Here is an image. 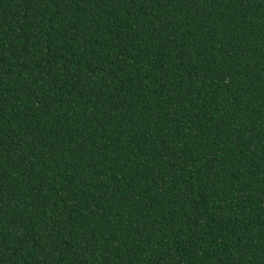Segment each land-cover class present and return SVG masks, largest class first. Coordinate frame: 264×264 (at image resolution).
Segmentation results:
<instances>
[{
  "label": "trees",
  "instance_id": "16d2710c",
  "mask_svg": "<svg viewBox=\"0 0 264 264\" xmlns=\"http://www.w3.org/2000/svg\"><path fill=\"white\" fill-rule=\"evenodd\" d=\"M0 264H264V0H0Z\"/></svg>",
  "mask_w": 264,
  "mask_h": 264
}]
</instances>
